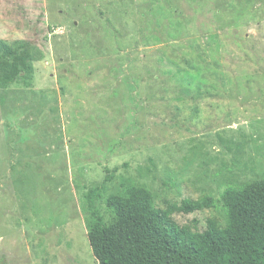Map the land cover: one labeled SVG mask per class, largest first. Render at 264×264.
<instances>
[{
  "label": "rangeland",
  "instance_id": "obj_1",
  "mask_svg": "<svg viewBox=\"0 0 264 264\" xmlns=\"http://www.w3.org/2000/svg\"><path fill=\"white\" fill-rule=\"evenodd\" d=\"M0 39L34 66L0 87V264H99L90 187L108 219L129 182L211 195L173 214L203 231L264 175V0H0Z\"/></svg>",
  "mask_w": 264,
  "mask_h": 264
},
{
  "label": "trees",
  "instance_id": "obj_2",
  "mask_svg": "<svg viewBox=\"0 0 264 264\" xmlns=\"http://www.w3.org/2000/svg\"><path fill=\"white\" fill-rule=\"evenodd\" d=\"M33 72L32 43L0 39V87ZM107 189L103 183L85 195L88 238L99 264H264V175L226 188L219 199L226 222L209 219L203 231L181 225L173 214L213 207L211 195L159 207L152 189L129 182L107 197L108 219L98 206Z\"/></svg>",
  "mask_w": 264,
  "mask_h": 264
}]
</instances>
